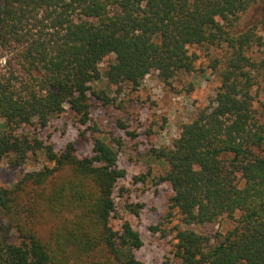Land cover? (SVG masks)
<instances>
[{
  "label": "trees",
  "instance_id": "trees-1",
  "mask_svg": "<svg viewBox=\"0 0 264 264\" xmlns=\"http://www.w3.org/2000/svg\"><path fill=\"white\" fill-rule=\"evenodd\" d=\"M257 3L0 0V164L46 163L0 186V264H144L139 233L129 222L111 225L124 144L100 135L91 112L140 91L147 76L173 87L197 71V51L217 50L215 96L169 146L151 143L144 157L162 173L148 169L133 181L171 188L165 219L178 217L179 264H264V103L256 107L253 94L264 82V4L259 21L241 27ZM66 111L84 128L80 137L91 132V155L80 156L75 141L56 151L24 131ZM223 219L233 222L225 232L195 230Z\"/></svg>",
  "mask_w": 264,
  "mask_h": 264
},
{
  "label": "rangeland",
  "instance_id": "rangeland-1",
  "mask_svg": "<svg viewBox=\"0 0 264 264\" xmlns=\"http://www.w3.org/2000/svg\"><path fill=\"white\" fill-rule=\"evenodd\" d=\"M264 0L258 3L243 16L241 27L255 24L261 18ZM195 51L194 48L190 52ZM223 51H211V56H219ZM197 71L192 75L182 76L173 82V87L163 84L156 75L147 76L140 91L128 97L119 96L115 106H96L91 117L101 131L100 135L120 138L124 144L120 151L118 166L126 171V177L119 182L122 192L115 193L116 218L111 225L118 230L123 222H129L139 233L143 246L136 251V257L144 264H179L173 257L172 228L179 223L176 215L167 216L168 202L172 196L167 184L153 187L151 177L144 184L135 183L134 177L146 174L148 169L152 175L162 173L163 168L157 163L149 162L145 156L151 143L156 147H167L176 138L178 128L187 123L198 107L209 105L219 85L218 77L209 68L210 57L197 51ZM3 63V62H2ZM99 88H102L97 84ZM190 86L192 87L189 90ZM256 107L264 103V82L259 91L253 93ZM96 104V103H95ZM97 105V104H96ZM72 115L66 111L60 118L53 120L45 129L25 128L27 133H34L44 141L51 142L56 151L75 141L80 156L92 154L91 132L84 137L79 136L80 127L73 122ZM163 119H166L165 122ZM121 120L128 125L127 131L118 127ZM152 136L147 135V131ZM131 132L132 136L128 135ZM136 135V136H135ZM135 136V137H133ZM146 160V161H145ZM41 159L37 164H25L22 167L10 168L0 164V186H11L26 171L40 169L45 165ZM130 205L136 212L130 211ZM233 225L229 219H223L215 225L197 227L195 230L204 235L216 231L225 232ZM158 226L162 232H152L150 227Z\"/></svg>",
  "mask_w": 264,
  "mask_h": 264
}]
</instances>
